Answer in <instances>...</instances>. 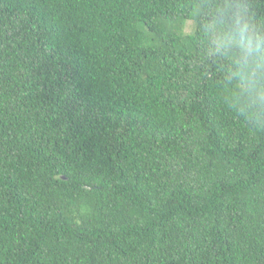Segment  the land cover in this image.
<instances>
[{
    "label": "trees",
    "instance_id": "16d2710c",
    "mask_svg": "<svg viewBox=\"0 0 264 264\" xmlns=\"http://www.w3.org/2000/svg\"><path fill=\"white\" fill-rule=\"evenodd\" d=\"M200 2L0 0V264H264V134Z\"/></svg>",
    "mask_w": 264,
    "mask_h": 264
},
{
    "label": "clouds",
    "instance_id": "9594fccd",
    "mask_svg": "<svg viewBox=\"0 0 264 264\" xmlns=\"http://www.w3.org/2000/svg\"><path fill=\"white\" fill-rule=\"evenodd\" d=\"M203 56L217 69L224 106L250 131L264 134V13L254 0H201L194 13Z\"/></svg>",
    "mask_w": 264,
    "mask_h": 264
},
{
    "label": "rangeland",
    "instance_id": "374dc122",
    "mask_svg": "<svg viewBox=\"0 0 264 264\" xmlns=\"http://www.w3.org/2000/svg\"><path fill=\"white\" fill-rule=\"evenodd\" d=\"M190 23H192V22H189L188 24H187V26L190 24ZM193 24V23H192ZM187 29V28H186ZM187 31V30H186ZM188 32V31H187Z\"/></svg>",
    "mask_w": 264,
    "mask_h": 264
}]
</instances>
